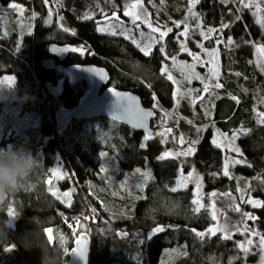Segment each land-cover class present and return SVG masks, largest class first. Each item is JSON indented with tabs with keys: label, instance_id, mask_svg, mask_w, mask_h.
<instances>
[{
	"label": "trees",
	"instance_id": "obj_1",
	"mask_svg": "<svg viewBox=\"0 0 264 264\" xmlns=\"http://www.w3.org/2000/svg\"><path fill=\"white\" fill-rule=\"evenodd\" d=\"M144 1L155 6L161 2ZM28 6L37 15L34 33L22 39L14 28L6 32L0 28V80L12 77L15 84L14 96H0V149L26 145L42 166L30 186L11 197L10 206L0 211V226L6 233L0 234V264H42V249L63 252L61 236L69 250L65 257L69 264V252L82 233L93 239L91 264H160L161 260L164 264H252L255 257L245 256L237 239L216 235L201 240L196 236L195 232L210 227L212 215L206 209L194 211L192 189L171 190L176 186L179 161L160 159L163 146L157 139H146L145 134L104 117L91 120L104 122L102 131L87 130L85 124L90 120L85 119L73 120L64 132L57 131L55 113L76 106L88 82L71 84L68 76L45 65L51 44L85 47L87 53L71 54L68 64L88 60L103 66L110 72V85L140 95L146 107L171 109L176 104V89L162 71L167 58L161 46L145 55L129 40L98 31L94 18L78 22V33L72 34L58 27L56 19L53 24L40 23L48 12L44 0H31ZM195 8L207 27L219 30L229 25L220 31L219 82L223 88L215 119L225 132L244 130L240 143L247 163L241 170L254 176L249 192L264 202V123L255 106L257 96H264V75L254 62V43L264 34L253 14L235 0H200ZM229 38L231 45H227ZM62 78L64 88L56 93L52 88ZM110 151L123 156L130 167L152 166L156 179L139 200L119 202L91 193L102 156ZM224 158L223 150L205 137L196 153L184 160V167L202 173L208 190H234L236 180L222 173ZM66 166L76 179L71 183L68 178L69 184L64 185L73 190L71 206L48 191L53 188L50 171L61 167L65 174ZM9 208L15 217L8 215ZM256 226L264 234V208H258ZM49 227H54L56 236L51 243ZM157 227L165 230L151 234ZM119 232L128 237L120 238Z\"/></svg>",
	"mask_w": 264,
	"mask_h": 264
},
{
	"label": "rangeland",
	"instance_id": "obj_2",
	"mask_svg": "<svg viewBox=\"0 0 264 264\" xmlns=\"http://www.w3.org/2000/svg\"><path fill=\"white\" fill-rule=\"evenodd\" d=\"M30 1L0 0V28L4 32L9 28H14L20 33L22 39L26 35H29V33H34L33 28L37 15L35 14L33 16L28 6ZM235 2L241 8H245L240 3V0H235ZM133 3H137V0H47L46 6L48 12L46 16H43V20L40 23L53 24L56 19L58 27L64 31L68 29L67 31L69 33L77 34L78 28L76 24L85 20L84 14L89 13L90 18H94L99 23V27L106 29L103 33L110 34L111 31H115L117 33L116 36L129 40L131 43H133L132 39H135L141 48L150 43L152 44L151 50L156 45L164 47L167 61L163 64L162 71L166 76L170 73L176 81L174 83L176 89L175 96L176 101L179 100V104L177 105L176 103L171 109H166L161 106L156 107L155 109H157L160 115L158 117L157 113L158 118L156 117L152 122L154 134L152 137H148L147 135L146 137L148 139L155 138L161 143L163 150L160 157L164 156L172 148L179 152V158L176 159L179 161V167L175 188L177 190L192 189L194 200L199 199L200 203L204 206L201 209L208 210L211 215L213 212V202H215L217 220H213L209 228L214 226H227L232 238L237 239L239 243H244L248 239H251L253 244L249 246L250 252L247 256L255 257V261L252 264H261L262 253L258 246L260 237L253 236L251 232L244 231L245 227H247L252 231L264 235L256 226L257 219L246 220L242 215V213L247 212L257 217L258 208H253L252 205L245 203V201L249 198L260 200L253 197L249 192L254 176L247 175L241 170V167L247 163L245 147L240 143L241 133L238 131H223L215 119L217 102L222 97L221 88H215V84L220 83L221 60L219 45L223 43V39L220 38V29L209 34L208 38L205 39L201 35V32L207 33L210 27L204 24L202 17L195 7L192 11L197 15L193 16L189 13L188 9L192 7L190 0H163V2L157 3V6H155L154 2L149 4L141 0L137 9H129V11H135L141 15V19L136 24H133L132 18L130 16H124L123 14L125 6ZM244 3L251 5L250 8L246 9L253 14L256 22L258 19H264V0H244ZM10 4L18 5V9L10 8ZM257 6L260 9L258 13ZM21 9L23 10L22 15L20 12ZM49 10H51L50 21ZM254 13L257 14L254 15ZM114 16L119 19L113 18ZM145 18H147L153 27L159 26L161 31L166 30V28H171L172 31L160 43H152L149 37H154L156 40H159V32L153 33L148 27V24L144 22ZM177 23H179V27H177ZM258 24L264 34V26L260 23ZM185 28H187L186 38L180 35V33L185 31ZM121 32H125L131 38H126L125 35H121ZM178 36L179 39H177ZM181 44H184L188 51H184L181 48ZM199 44H202L203 47H199ZM254 46V62L260 70L261 65L264 64V52L258 51V48L264 46V38L255 41ZM214 50L216 55H209ZM189 53L198 56L199 60H194L193 56ZM171 57L176 58L175 64H173ZM44 61L46 62V59ZM165 66L167 67V72L164 71ZM213 72L218 73V79L213 75ZM261 73L264 75V72ZM197 74L201 79L196 78ZM10 78L12 77H5L0 80V90H3V92H0L1 97L14 96L15 84L12 83L11 87H8V80ZM64 83V78L60 79L52 90L60 93L64 88ZM205 84L209 87V92L207 93L203 92ZM189 92L190 95L187 94ZM201 96H203L202 100L199 99ZM193 101H195L194 105ZM213 104L214 107H212ZM255 106L260 113H264V96L261 94L257 96ZM205 111H208L210 115H205ZM91 120L93 119H90L85 124L87 130H104V122ZM197 129L204 130L197 131ZM234 133H238V136L233 141L232 137ZM205 137H209L212 143L215 139L223 150L225 154L224 165L226 160L228 163V171L230 174L228 177L235 179L237 183V187L234 190L225 187L208 190L202 173L195 167L189 170L185 169L184 160L196 153L198 145ZM181 138H183V143H181ZM193 141H197L194 145V154L190 156L182 155L190 146H193ZM233 147L239 148L240 153L233 151ZM106 154L104 157L102 156L103 160L100 171L98 172L97 180L91 193L97 198L110 196L119 202L126 200L136 201L142 198L147 186L156 179L152 166L147 163L144 166L130 167L128 161L123 156L114 153V151L106 152ZM162 160L171 159L164 158ZM233 160H243L245 162L233 165L231 162ZM103 169H106V171H103ZM137 169L140 170L141 174L137 173ZM142 173H150V178L146 179ZM50 176L54 191L58 194H63L64 192L71 193L70 197H62L59 200L69 206L67 201L70 199L72 204L73 190L64 186L65 184L68 185L69 181L71 183L76 182L72 168L66 166L65 174L62 173L61 167L55 168L50 171ZM178 182H181L179 186ZM198 184L199 188L197 187ZM213 193L216 195L213 196ZM235 205H239L240 212L234 210ZM195 206L197 207L196 204ZM225 217H227V220H225ZM48 229H52L54 240L56 237L54 227H49ZM208 229L199 232H206ZM151 234H153V231H151ZM217 235L222 236V233L218 232ZM160 264H164V260H161Z\"/></svg>",
	"mask_w": 264,
	"mask_h": 264
},
{
	"label": "snow or ice",
	"instance_id": "obj_3",
	"mask_svg": "<svg viewBox=\"0 0 264 264\" xmlns=\"http://www.w3.org/2000/svg\"><path fill=\"white\" fill-rule=\"evenodd\" d=\"M45 3H47V0H44ZM141 0H137V3H133L131 5H126L125 6V11H124V16H130L132 18V23L133 24H136V22L138 20L141 19V15L140 14H137L135 11H129V9H132V10H135L137 9L138 5L140 4ZM161 2H163V0H161ZM199 0H190V3L192 5V7H190L188 9L189 13L193 16H196L197 14L195 12L192 11V9L195 7L196 3H198ZM224 2H227V0H224ZM240 3L244 5L245 8H250L251 5L250 4H246L244 3V0H240ZM10 8L12 9H18V5L16 4H10L9 5ZM259 6H257V13L259 12ZM21 12V15L23 14V10L21 9L20 10ZM257 13H254V15H256ZM35 14H33L34 16ZM85 18L88 19L90 18V14L89 13H85ZM115 19H119L118 17H113ZM237 19H239V17H237ZM51 20V10H49V21ZM145 23L148 24V27L152 30L153 33L155 32H159V40H156L154 37H149L150 40H152V43H160L161 41H163L164 37H166L168 35L169 32L172 31L171 28H166V30L164 31H161L160 30V27L157 26V27H153V25L147 20V18H145L144 20ZM258 23H260L262 26H264V19H258L257 20ZM138 27V25H137ZM177 27H179V23H177ZM229 27V25L227 24H223L222 25V28L220 29V31H222L223 28H227ZM68 29H65V31H67ZM106 29L103 28V27H99L98 28V31H101V32H104ZM218 31L217 29H213V28H209L207 30V33L205 32H201V35L204 36L205 39L208 38V35L211 34V33H214ZM111 35H116L117 33L115 31H111L110 32ZM121 35H125L126 38H131L129 36H127V34L125 32H121ZM143 35V34H141ZM181 36H184L185 38L187 37V28H185V31L183 33H180ZM177 39H179V36L177 37ZM132 42L134 44H136V46L138 48H140V50L142 52H144L145 55H149L150 54V51H151V47H152V44H148L146 45L145 47H140V44L135 40V39H132ZM233 44V41L231 40V38H229V40L227 41V45H231ZM226 45V46H227ZM199 47H203L202 44H199L198 45ZM181 48L184 50V51H188L187 48L184 46V44H181ZM55 51V49H53ZM160 51L162 54H164L166 56V52H165V49L164 47L162 46L160 48ZM258 51L260 52H264V46H260L258 48ZM190 55L193 56V59L194 60H199V57L196 56L195 54L193 53H189ZM209 55H216V52L215 50L211 53H209ZM172 61H173V64L176 63V58L175 57H171ZM260 70L261 72H264V64L261 65L260 67ZM164 71L167 72V67L165 66L164 68ZM101 79L104 78V75L103 73H100V72H97L96 73ZM213 75L217 77L218 79V73L217 72H213ZM236 75H240L239 73H236ZM167 78L169 80H172L173 83H176V81L173 79L172 75L169 73ZM187 78V77H186ZM196 78L197 79H201L199 77V75L197 74L196 75ZM12 83H14V78H10L8 80V87H11ZM215 88H223V85L220 84V83H216L215 84ZM179 91V90H177ZM203 92L207 93L209 92V87L207 84H205V87L203 88ZM113 95L117 98V109L119 110L120 112V115H113V119L116 120V119H121L123 118V116L125 115H129V114H132L135 116L136 120L138 121L137 123H134L133 126L134 127H144V120L146 119V117L152 115L151 112H143L142 110H140L138 107H136L135 105H130L129 104V101L132 99L131 97H127V96H124L122 95L120 92H117L115 90L112 91ZM188 95H190V92L187 93ZM199 99H203V96L199 97ZM233 100H236L237 103H239V100L237 97L233 96L232 97ZM177 105L179 104V100L176 101ZM195 104V101H193V105ZM212 107H214V104L212 105ZM205 115H210V113L208 111H205ZM259 117H261L262 119L260 120L261 123H264V113H259L258 114ZM189 123H191V121H189ZM204 129H197V131H203ZM169 131H171L169 129ZM239 133H244V130L243 129H240L239 130ZM238 136V133H234L233 134V137H232V140L234 141ZM146 139H148V137H146ZM183 138H181V143H183ZM197 143V141H193L192 142V145L193 146H190L188 148V150L184 153H182V155H185V156H190V155H193L194 152H195V147L194 145ZM213 144H215L217 147H220V145L217 143V141L214 139L213 140ZM143 146V145H142ZM233 151L237 152V153H240V149L239 148H236V147H233L232 149ZM103 155H107L106 153H104ZM169 155H174V154H170V153H165L164 156L160 157V159H164L165 157L169 156ZM242 155V153H241ZM233 165H236V164H241V163H244L245 161L243 160H233L231 161ZM251 166V165H249ZM58 171V170H57ZM103 171H106V169H103ZM137 173L138 174H141L140 173V170L137 169ZM223 174L225 176H229V171H228V163H227V160L225 162V165H224V172ZM142 175L147 179V178H150V173H142ZM181 182H178V186ZM197 187L199 188V184L197 185ZM173 192L177 191V188H172L171 189ZM49 192L52 193V195L56 196L57 199H62V197H70L71 193L69 192H64L63 194H58L56 191H53V188L52 187H49L48 189ZM213 196H215L216 194L213 193L212 194ZM243 199V197H241ZM68 205L71 206V201L70 199L67 201ZM194 204L197 205V207L194 209L195 212H199L201 210L203 206V204L200 203L199 199H196L193 201ZM245 203H248L250 205H252L253 208H264V202H261V201H258V200H254V199H251L249 198L248 200L245 201ZM213 212H212V219L214 221L217 220V213H216V209H215V202H213ZM234 210L236 212H240V207L239 205H235L234 206ZM95 210H93L94 212ZM8 215L11 216V217H15L16 213L14 210H12L11 208H9V211H8ZM242 215L246 218V220H255L257 219V217H255L254 215H252L251 213H242ZM225 220H227V217H225ZM165 229L163 227H157L153 230V235H155L156 233L158 232H162L164 231ZM239 230V229H237ZM195 232V230H193ZM245 232H251V235L253 236H259L260 239H259V248L261 250V264H264V235H261L259 232H255V231H252L251 229L245 227L244 229ZM47 232H48V241L51 243L53 241V236H52V229H47ZM222 233V236L221 238L224 239V240H229L232 238V235H231V232L229 230V228L227 226H214V227H211L209 228L206 232H195L196 236L199 237L201 240H203L206 236H216L217 233ZM123 235L124 237H127V233H123L121 234ZM150 238V237H149ZM141 243L143 241H140ZM76 243V247L74 249H72V253H76L78 255H81L83 256L85 254V252L87 251L86 249V245H87V239L86 237H79L76 239L75 241ZM253 244V241L251 239H248L246 242L244 243H239L237 245V247L245 254V256H247V254H249L250 252V248L249 246ZM59 247L63 249V252L65 254H68V248L64 246V238L61 236L59 238ZM182 255H187L186 252H183L181 253ZM239 257H237L236 259H238Z\"/></svg>",
	"mask_w": 264,
	"mask_h": 264
},
{
	"label": "water",
	"instance_id": "obj_4",
	"mask_svg": "<svg viewBox=\"0 0 264 264\" xmlns=\"http://www.w3.org/2000/svg\"><path fill=\"white\" fill-rule=\"evenodd\" d=\"M55 49V51L53 50ZM84 48L77 47L73 44H58L53 43L48 48V54L52 56L47 59L45 65L49 68H58L59 70H68L71 73V83H76L81 79L90 80L91 86L81 96L78 104L72 108H61L55 113V123L58 132H64L73 120L85 119L90 120L94 118L104 117L124 124L137 132H141L148 137H152L154 129L152 127L153 120L157 117V111L153 108L146 107L142 101L140 95L129 91L122 90L115 86L110 85L111 75L107 68L98 66L95 64H74L68 67H60L56 65L55 56L62 58L67 57L69 54H83ZM103 73L104 78L101 79L96 73ZM115 90L120 92L122 95L131 97L129 101L130 105H135L143 112H151L152 115L146 117L144 120V127H134L133 124L137 123L135 116L132 114L125 115L121 119H113V115H120L117 109V99L113 95L112 91ZM167 153L174 154L165 157L166 159L176 160L179 157V152L175 149H170ZM125 232H119V237L126 239L123 234ZM79 237H86L87 251L83 256L76 253H72V249L76 247V239ZM74 241V245L69 252V264H91L92 250H93V239L90 235L82 233Z\"/></svg>",
	"mask_w": 264,
	"mask_h": 264
},
{
	"label": "clouds",
	"instance_id": "obj_5",
	"mask_svg": "<svg viewBox=\"0 0 264 264\" xmlns=\"http://www.w3.org/2000/svg\"><path fill=\"white\" fill-rule=\"evenodd\" d=\"M41 166V160L37 159L26 145L0 149V211L10 206L11 197L30 186ZM0 234L6 235L3 226H0ZM42 250L44 252L42 264H67L65 257L68 254Z\"/></svg>",
	"mask_w": 264,
	"mask_h": 264
},
{
	"label": "flooded vegetation",
	"instance_id": "obj_6",
	"mask_svg": "<svg viewBox=\"0 0 264 264\" xmlns=\"http://www.w3.org/2000/svg\"><path fill=\"white\" fill-rule=\"evenodd\" d=\"M67 44H70V43H67ZM74 45V44H73ZM77 46V45H76ZM77 47H80V48H84L85 49V52L83 53V54H79V55H85L86 53H87V49L85 48V47H83V46H81V45H79V46H77ZM73 55V54H72ZM74 55H77V54H74ZM71 56V54H69L67 57H65V58H62V57H59V56H55L54 55V58H55V61H56V65L57 66H60V67H68V66H71V65H74V64H81V65H87V64H93V63H90V62H88V60H85L83 63H77V62H74V63H70V64H68V62H67V59L69 58ZM52 56H48L47 58H46V60L47 59H49V58H51ZM48 67V66H47ZM55 69H57L58 71H60V72H62L64 75H66V76H68V79H69V82L71 83V81H70V76H71V73L68 71V70H59L58 68H55ZM79 81H86V82H88V88L87 89H89L90 88V86H91V82H90V80H86V79H81V80H79ZM79 81H77L76 83H78ZM76 83H71V84H76ZM87 89H86V91H87ZM63 90V89H62ZM85 93V92H84ZM83 93V94H84Z\"/></svg>",
	"mask_w": 264,
	"mask_h": 264
}]
</instances>
